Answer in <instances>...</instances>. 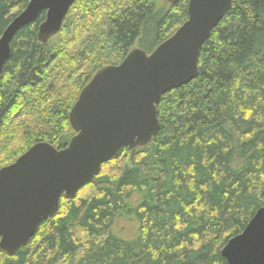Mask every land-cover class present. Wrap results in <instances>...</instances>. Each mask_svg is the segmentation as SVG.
<instances>
[{
	"label": "trees",
	"instance_id": "16d2710c",
	"mask_svg": "<svg viewBox=\"0 0 264 264\" xmlns=\"http://www.w3.org/2000/svg\"><path fill=\"white\" fill-rule=\"evenodd\" d=\"M29 1L0 0V37ZM188 3L78 0L45 43V11L23 27L0 78V170L36 143L66 147L70 111L96 72L134 49L152 53ZM157 110L149 144L121 148L27 246L0 250V264H228L223 248L264 207V0H233L197 78ZM117 218L134 223L131 237L114 232Z\"/></svg>",
	"mask_w": 264,
	"mask_h": 264
},
{
	"label": "water",
	"instance_id": "95a60500",
	"mask_svg": "<svg viewBox=\"0 0 264 264\" xmlns=\"http://www.w3.org/2000/svg\"><path fill=\"white\" fill-rule=\"evenodd\" d=\"M76 1H29L0 37V78L16 34L45 11L38 37L48 42L60 33ZM232 2L189 0L188 19L152 53L135 49L120 64L96 72L70 111L76 134L66 147L36 143L0 170L2 252L13 256L27 246L39 225L59 211L62 197L72 199L83 186L95 182L102 165L121 148L152 141L160 129L161 97L197 78L201 49ZM222 255L228 264H264V207L228 241Z\"/></svg>",
	"mask_w": 264,
	"mask_h": 264
},
{
	"label": "rangeland",
	"instance_id": "374dc122",
	"mask_svg": "<svg viewBox=\"0 0 264 264\" xmlns=\"http://www.w3.org/2000/svg\"><path fill=\"white\" fill-rule=\"evenodd\" d=\"M115 226L116 227L114 228V232L126 238L131 237L136 230V226H134V223L125 218H117Z\"/></svg>",
	"mask_w": 264,
	"mask_h": 264
},
{
	"label": "bare ground",
	"instance_id": "6f19581e",
	"mask_svg": "<svg viewBox=\"0 0 264 264\" xmlns=\"http://www.w3.org/2000/svg\"><path fill=\"white\" fill-rule=\"evenodd\" d=\"M101 13H102V12H101ZM84 15H85V14H84ZM94 15H95V14H94ZM73 21H74V20H73ZM93 21H94V20H93ZM72 23H73V22H72ZM92 23H93V22H92ZM79 24H80V23H79ZM79 27H80V26H79ZM83 27H84V26H83ZM83 27H82V28H83ZM6 28H7V27H6ZM95 28H96V27H95ZM95 28H94V29H95ZM78 31H79V30H78ZM84 31H85V30H84ZM78 37H79V36H78ZM36 73H37V72H36ZM39 76H40V75H39ZM40 78H41V77H40ZM42 79H43V78H42ZM44 80H45V78H44ZM44 80H43V81H44ZM40 86H41V85H40ZM65 100H66V99H65ZM23 103H24V102H23ZM21 106H22V105H21Z\"/></svg>",
	"mask_w": 264,
	"mask_h": 264
}]
</instances>
